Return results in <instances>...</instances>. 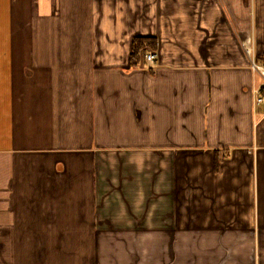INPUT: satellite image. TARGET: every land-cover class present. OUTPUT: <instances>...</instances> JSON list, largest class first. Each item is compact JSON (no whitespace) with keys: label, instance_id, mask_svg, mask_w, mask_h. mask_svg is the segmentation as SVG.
<instances>
[{"label":"crops","instance_id":"0c3cea01","mask_svg":"<svg viewBox=\"0 0 264 264\" xmlns=\"http://www.w3.org/2000/svg\"><path fill=\"white\" fill-rule=\"evenodd\" d=\"M252 57L264 0H0V264H264Z\"/></svg>","mask_w":264,"mask_h":264},{"label":"built area","instance_id":"2783aa9c","mask_svg":"<svg viewBox=\"0 0 264 264\" xmlns=\"http://www.w3.org/2000/svg\"><path fill=\"white\" fill-rule=\"evenodd\" d=\"M248 52L251 53V50L248 49ZM147 61L149 66H153L156 62V54L150 53L147 55ZM252 68L254 71L259 73L264 81V64L257 63L255 57H252ZM257 100L258 102H264V82L261 88L257 90Z\"/></svg>","mask_w":264,"mask_h":264},{"label":"trees","instance_id":"16d2710c","mask_svg":"<svg viewBox=\"0 0 264 264\" xmlns=\"http://www.w3.org/2000/svg\"><path fill=\"white\" fill-rule=\"evenodd\" d=\"M146 43V40L144 38H137L134 45V51L132 53V60L136 59L139 55L140 48ZM218 165V164H217Z\"/></svg>","mask_w":264,"mask_h":264},{"label":"rangeland","instance_id":"374dc122","mask_svg":"<svg viewBox=\"0 0 264 264\" xmlns=\"http://www.w3.org/2000/svg\"><path fill=\"white\" fill-rule=\"evenodd\" d=\"M115 239L114 238H107V246H112V245H115L114 242ZM114 256V255H113ZM110 257H112L111 254H108V259H110Z\"/></svg>","mask_w":264,"mask_h":264}]
</instances>
